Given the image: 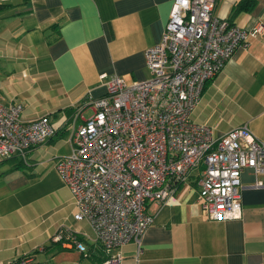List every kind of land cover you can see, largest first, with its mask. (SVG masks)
I'll use <instances>...</instances> for the list:
<instances>
[{
    "label": "crops",
    "instance_id": "1",
    "mask_svg": "<svg viewBox=\"0 0 264 264\" xmlns=\"http://www.w3.org/2000/svg\"><path fill=\"white\" fill-rule=\"evenodd\" d=\"M171 2L0 0V102L19 104L24 120L47 115L53 129L25 152L24 168L9 169L0 159V264L24 254L30 264H82L84 250L89 264L100 260L98 249L105 257L87 222L72 218L73 201L54 161L70 149L62 137L66 125L92 113L90 102L105 93L110 75L126 84L148 77L143 51L159 40ZM213 14L244 29L264 25V0H215ZM189 119L213 138L245 125L264 142V33L247 37L204 82ZM198 171L147 206L152 222L139 251L127 242L114 250L119 262L110 264H264V174L242 169L240 218L213 221L200 210ZM63 227L82 251L67 232L54 241Z\"/></svg>",
    "mask_w": 264,
    "mask_h": 264
},
{
    "label": "built area",
    "instance_id": "2",
    "mask_svg": "<svg viewBox=\"0 0 264 264\" xmlns=\"http://www.w3.org/2000/svg\"><path fill=\"white\" fill-rule=\"evenodd\" d=\"M214 4L172 0L159 40L143 51L148 77L126 84L110 75L105 93L90 102L92 113L71 123L68 153L54 161L73 201L72 218L89 225L105 253L102 264L119 262L114 250L127 242L139 251L152 222L147 206L166 200L192 170L199 168L201 213L213 221L240 218L242 169L264 174V142L245 125L213 138L207 126L189 119L204 82L247 37L264 33L261 22L244 29L214 15ZM19 113V104L0 102V159L23 157L53 135L47 115L24 120ZM63 232L83 250L66 227L54 233V241ZM30 262L24 254L7 264Z\"/></svg>",
    "mask_w": 264,
    "mask_h": 264
},
{
    "label": "trees",
    "instance_id": "3",
    "mask_svg": "<svg viewBox=\"0 0 264 264\" xmlns=\"http://www.w3.org/2000/svg\"><path fill=\"white\" fill-rule=\"evenodd\" d=\"M0 7H1V4H0ZM4 160L8 161V163L10 164V167L9 169H18V168H24L28 162L26 160V153L24 154V156H17V155H12L10 157H7V158H3ZM105 259V257H102L100 258L99 261H95L94 263L91 262L89 264H99L101 263L103 260Z\"/></svg>",
    "mask_w": 264,
    "mask_h": 264
},
{
    "label": "rangeland",
    "instance_id": "4",
    "mask_svg": "<svg viewBox=\"0 0 264 264\" xmlns=\"http://www.w3.org/2000/svg\"><path fill=\"white\" fill-rule=\"evenodd\" d=\"M89 114V111L88 110H85L84 112H83V115L84 116H87ZM69 131H70V127H69V125H66V129H65V132H64V134H63V136L62 137H64V138H67V136H68V134H69ZM95 252V254H98V255H100V256H102V252L98 249V250H96V251H94ZM86 250H84V251H82L81 252V258H83V260L85 259V261L82 263V264H86V263H88V258L86 257Z\"/></svg>",
    "mask_w": 264,
    "mask_h": 264
}]
</instances>
